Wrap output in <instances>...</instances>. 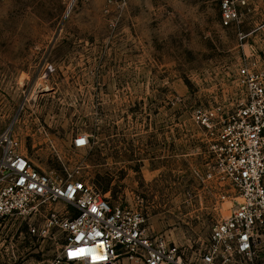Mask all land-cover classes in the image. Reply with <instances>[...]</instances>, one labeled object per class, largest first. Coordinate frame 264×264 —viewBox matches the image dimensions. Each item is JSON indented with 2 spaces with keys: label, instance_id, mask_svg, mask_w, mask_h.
I'll use <instances>...</instances> for the list:
<instances>
[{
  "label": "rangeland",
  "instance_id": "rangeland-1",
  "mask_svg": "<svg viewBox=\"0 0 264 264\" xmlns=\"http://www.w3.org/2000/svg\"><path fill=\"white\" fill-rule=\"evenodd\" d=\"M246 1L225 28L217 0H0V129L14 123L37 167L136 208L191 259L237 203L204 180L213 156L194 112L237 108L239 69L264 71V0ZM41 222L0 219V264L55 257L61 235L30 232Z\"/></svg>",
  "mask_w": 264,
  "mask_h": 264
},
{
  "label": "built area",
  "instance_id": "built-area-1",
  "mask_svg": "<svg viewBox=\"0 0 264 264\" xmlns=\"http://www.w3.org/2000/svg\"><path fill=\"white\" fill-rule=\"evenodd\" d=\"M122 10L129 0H105ZM221 25L231 27L246 0H217ZM255 65V64H254ZM243 65L238 71L245 100L235 109H198L194 121L206 138L213 161L204 180L230 186L237 203L214 224L205 246L191 259L162 236L154 235L143 213L112 202L93 183L74 173L58 175L37 167L21 151L12 123L0 129V219H41L31 234L61 235L48 264H264V71ZM75 149L88 147L78 136Z\"/></svg>",
  "mask_w": 264,
  "mask_h": 264
}]
</instances>
